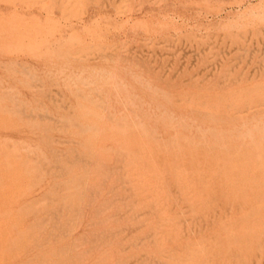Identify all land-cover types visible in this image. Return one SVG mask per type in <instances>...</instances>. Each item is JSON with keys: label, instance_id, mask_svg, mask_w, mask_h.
I'll return each instance as SVG.
<instances>
[{"label": "rangeland", "instance_id": "obj_1", "mask_svg": "<svg viewBox=\"0 0 264 264\" xmlns=\"http://www.w3.org/2000/svg\"><path fill=\"white\" fill-rule=\"evenodd\" d=\"M133 263L264 264V0H0V264Z\"/></svg>", "mask_w": 264, "mask_h": 264}, {"label": "bare ground", "instance_id": "obj_2", "mask_svg": "<svg viewBox=\"0 0 264 264\" xmlns=\"http://www.w3.org/2000/svg\"><path fill=\"white\" fill-rule=\"evenodd\" d=\"M107 108V107H106ZM107 111V110H106ZM36 159V158H35ZM51 203V202H50ZM134 264V263H133Z\"/></svg>", "mask_w": 264, "mask_h": 264}]
</instances>
